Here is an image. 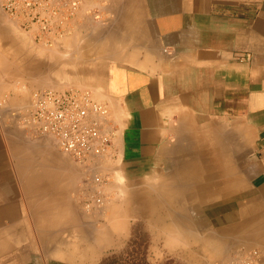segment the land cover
<instances>
[{
  "label": "crops",
  "instance_id": "obj_1",
  "mask_svg": "<svg viewBox=\"0 0 264 264\" xmlns=\"http://www.w3.org/2000/svg\"><path fill=\"white\" fill-rule=\"evenodd\" d=\"M93 6L101 18L86 13ZM0 37L31 67L0 62V264H100L130 226L108 229L105 246L85 238L99 228L76 197L86 173L23 124L32 90L17 76L36 75L38 49L13 22L0 19ZM70 45L64 83L109 103L128 199H142L144 213L158 199L156 234L204 229L220 260L236 246L264 250V0H87Z\"/></svg>",
  "mask_w": 264,
  "mask_h": 264
},
{
  "label": "built area",
  "instance_id": "obj_2",
  "mask_svg": "<svg viewBox=\"0 0 264 264\" xmlns=\"http://www.w3.org/2000/svg\"><path fill=\"white\" fill-rule=\"evenodd\" d=\"M87 0H0V10L16 25L47 47H61L78 27L80 12ZM86 13L101 18L97 7ZM240 59L247 57L240 53ZM23 124L33 136L54 140L57 147L82 166L86 178L80 184V198L86 212L100 211L108 196L105 160L115 157L118 128L109 103L90 86L63 89L40 88L32 93V106ZM229 264H264V250L242 247Z\"/></svg>",
  "mask_w": 264,
  "mask_h": 264
},
{
  "label": "rangeland",
  "instance_id": "obj_3",
  "mask_svg": "<svg viewBox=\"0 0 264 264\" xmlns=\"http://www.w3.org/2000/svg\"><path fill=\"white\" fill-rule=\"evenodd\" d=\"M0 12L1 20L15 23V21L10 19L1 10ZM17 30L23 32L26 35H29L33 40V35L30 32H27L19 28L18 26ZM72 37L73 35L67 37L63 46L61 47H47L44 45H40L33 40L39 54L38 65L36 67L34 65L32 66L36 71V75L34 77H30L27 74L29 72L28 70H30L31 68L28 60L19 55L17 56V54H15L16 57L15 55L12 56V54L8 53V50H2L3 43L1 37L0 62L4 63L8 59V57L11 56L12 58L10 67L13 68V71H23V73L28 71L24 75L22 73H19V75L17 76V84L18 88L20 89L29 87L31 85V93L40 88L63 89L73 85L85 86L84 84L80 83H64V81H66V78L68 77V74L64 73L63 71L64 62L68 61L69 59L76 60L74 58H76L77 56L73 51H69V48L71 46L70 41L72 40ZM23 46L25 48V45ZM18 48L19 47H16L15 51L20 54V49L18 51ZM26 48H29L28 45H26ZM17 57L19 59H17ZM73 65H75V67H72L73 69H78L79 64L77 62L73 63ZM6 70L7 68L5 69V71ZM30 108L31 105L29 106L27 111ZM120 162L121 159H119L117 155L115 157H109L105 160L104 170L108 174L106 193L109 198L107 199L105 206L100 211L91 213L83 211L86 215L87 221L90 223H94L96 227L114 230V222H118V218L116 219L115 216L112 215V213L115 212L114 210L115 208H117L116 210H118L120 216L125 215L123 216L124 222L126 220L128 225L130 226L131 233L128 237L123 235H120L119 237L117 235L112 236V244L104 248L101 261L103 258L118 254V258L121 260V262L124 264H128L129 259L132 260L134 256L137 255V253L134 254L135 250L138 249L141 251L143 250L145 244L149 243L147 250V259L152 264H160L162 262H167L166 264H229L232 254L243 247V245H241L242 247L236 246L235 248H233L228 258L226 257L227 259H216V256L210 254L211 252L209 250L218 249L219 246H223L215 243L212 236H205L204 229L200 230L201 232L199 235H192L191 225L188 224L187 226H184L183 229H181V231H183L182 235L171 234V236H176L177 238H179V243L175 244L170 249V245L167 243L169 236H159L158 234H156L157 230L154 229V225L157 223L159 215L158 199H152V202L150 203V207L152 210L151 212L148 211L149 203L147 204V213H144L143 211L142 199H128V197L130 198V192L127 187L126 177L122 170ZM76 197L77 199H81L80 194L78 196L76 194ZM112 208H114V210H112ZM125 223L122 229L126 227ZM194 231H196V229ZM114 232L116 231L114 230ZM173 232H175V230ZM195 233H197V231ZM132 239L133 241H131ZM138 240L140 242L143 241V243H140ZM244 246L246 248H252L256 247L257 245L249 244ZM138 255H141V252L138 253ZM110 260L111 259L109 258V260L105 261V263L103 264H111Z\"/></svg>",
  "mask_w": 264,
  "mask_h": 264
},
{
  "label": "bare ground",
  "instance_id": "obj_4",
  "mask_svg": "<svg viewBox=\"0 0 264 264\" xmlns=\"http://www.w3.org/2000/svg\"><path fill=\"white\" fill-rule=\"evenodd\" d=\"M89 8V7H88ZM81 29V28H80ZM58 51V50H57ZM61 56V55H60ZM15 80V79H14ZM1 83V82H0ZM16 85V84H15ZM18 87V86H17ZM21 87V86H20ZM16 88V87H15ZM17 89V88H16ZM22 89V88H21ZM26 91H28V90H26ZM30 93V92H29ZM31 98V97H30ZM31 103H30V105L32 106V100L30 101ZM15 135H17V134H15ZM19 135V134H18ZM46 139H48V137L46 138ZM45 139V140H46ZM41 140V139H40ZM50 140V139H49ZM32 141V140H31ZM48 143H50V142H48ZM231 158V157H230ZM13 161V160H12ZM230 162V161H229ZM228 163V162H227ZM228 166V165H227ZM234 166V165H233ZM235 168H237V167H235ZM261 168V167H260ZM249 169V168H248ZM83 170V169H82ZM117 170V169H116ZM253 170V169H252ZM260 170V169H259ZM81 171V170H80ZM254 171H257V170H254ZM262 171V170H261ZM237 172V171H236ZM249 172V171H248ZM235 173V172H234ZM244 173V172H243ZM243 173H241L242 175H243ZM254 173V172H253ZM119 174V173H118ZM228 174V173H227ZM251 174V173H250ZM237 175H239L240 177H241V175L240 174H237ZM246 174H244V176H245ZM82 177V176H81ZM117 177V176H116ZM239 177V178H240ZM118 178V177H117ZM244 178V177H243ZM248 179V178H247ZM118 180V179H117ZM241 180V179H240ZM243 180V179H242ZM217 181V180H216ZM243 182V181H242ZM183 183V182H182ZM261 183V182H260ZM155 184H157V183H155ZM184 184V183H183ZM243 184H245V183H243ZM195 185V184H194ZM206 185V184H205ZM253 185V184H252ZM240 186V185H239ZM257 186V185H256ZM238 187V186H237ZM240 187H242V185L240 186ZM123 188V187H122ZM155 188V187H154ZM203 189V188H202ZM205 189V188H204ZM192 190H201V187H193L192 186V188L191 187H188V186H181L180 187V189H179V193L180 194H184V195H187V194H190V192L192 191ZM224 191V190H223ZM111 192V191H110ZM205 192V191H204ZM263 192V191H262ZM255 193V192H254ZM171 195V194H170ZM211 196V195H210ZM177 197H179V196H177ZM187 197V196H186ZM246 197V196H245ZM259 197V196H258ZM166 198V197H165ZM168 198V197H167ZM215 198H216V196H215ZM109 199V198H108ZM187 199V198H186ZM192 199V198H191ZM198 199H199V197H198ZM212 199V198H211ZM235 201V200H234ZM233 202V201H232ZM234 204V203H233ZM170 205V204H169ZM184 205H186V204H184ZM183 205V206H184ZM231 205V204H230ZM75 208V207H74ZM115 208V207H114ZM114 208H112V210H114ZM215 208V207H214ZM117 208H115V212H113L112 213V215L113 216H115V218H118V222H114V230L116 231V232H119V231H121V229H122V227L124 226V223L126 222V220H125V222H124V219H123V216H125V215H121L120 216V214H119V212H118V210H116ZM119 209V208H118ZM75 210V209H74ZM216 210V209H215ZM262 211H264V209L262 210ZM87 214V213H86ZM232 214V213H231ZM179 215H181V214H179ZM253 215V214H252ZM182 216V215H181ZM184 216V215H183ZM183 216H182V218H183ZM185 218H187V217H185ZM112 219V218H111ZM188 219H190V218H188ZM80 220H81V218H80ZM240 220V219H239ZM248 220V219H247ZM83 221V220H82ZM99 221V220H98ZM189 221H194V220H192V219H190ZM87 222V221H86ZM195 222V221H194ZM239 222H241V221H239ZM87 223H90V222H87ZM197 223V222H196ZM82 224V223H81ZM126 224V223H125ZM220 224V223H219ZM93 225V224H92ZM223 225V224H222ZM244 225V224H243ZM193 226V225H192ZM248 226V225H247ZM246 226V227H247ZM205 227V226H204ZM249 227V226H248ZM263 227V226H262ZM89 228V227H88ZM243 228H245V227H242V229ZM253 228V227H252ZM190 229V228H189ZM196 229V228H195ZM250 229V228H249ZM238 231V230H237ZM239 231H241L240 229H239ZM250 232V231H249ZM253 232V231H252ZM92 232H91V230L90 231H87L86 232V234L84 235L85 236V238L89 241L91 238H96V241L97 242H101V244H102V246H105V245H108V244H110V241H109V238H110V230H108V229H105V228H102V229H100V227L99 228H97V229H95L94 231H93V234H91ZM251 234V233H250ZM257 234V233H256ZM169 236V238H168V244L170 245V249L175 245V244H178L179 243V238H177L176 236H171V235H168ZM223 236V235H222ZM231 236V235H230ZM243 236V235H242ZM175 237V238H174ZM224 237V236H223ZM239 240V239H238ZM236 241V240H235ZM254 242V241H253ZM246 245V244H245ZM242 247V246H241ZM243 247H245L244 245H243ZM257 247V246H256ZM261 247V246H260Z\"/></svg>",
  "mask_w": 264,
  "mask_h": 264
},
{
  "label": "trees",
  "instance_id": "obj_5",
  "mask_svg": "<svg viewBox=\"0 0 264 264\" xmlns=\"http://www.w3.org/2000/svg\"><path fill=\"white\" fill-rule=\"evenodd\" d=\"M135 240V239H134ZM133 241V239L131 240ZM136 241V240H135ZM139 241V240H138ZM140 242V241H139ZM140 243H143V241H141ZM148 245L149 243H146L145 246L143 247V250H135L134 254L137 253L136 256H134V258L131 260L129 259L128 264H152L150 261H148L147 259V250H148ZM141 252V255H138V253ZM119 255L118 254H114L111 257H106L103 258L102 261L100 262V264L105 263V261L109 260V258L111 259V264H124L121 262V260L118 258ZM167 262H162L160 264H166Z\"/></svg>",
  "mask_w": 264,
  "mask_h": 264
}]
</instances>
